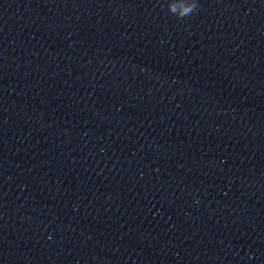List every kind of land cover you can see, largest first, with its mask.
<instances>
[{
    "label": "water",
    "instance_id": "water-1",
    "mask_svg": "<svg viewBox=\"0 0 264 264\" xmlns=\"http://www.w3.org/2000/svg\"><path fill=\"white\" fill-rule=\"evenodd\" d=\"M0 264H264V0H0Z\"/></svg>",
    "mask_w": 264,
    "mask_h": 264
}]
</instances>
